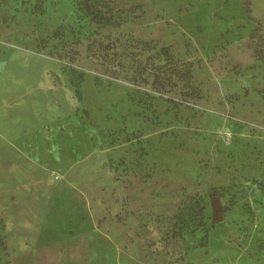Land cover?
Returning <instances> with one entry per match:
<instances>
[{
  "label": "rangeland",
  "instance_id": "rangeland-1",
  "mask_svg": "<svg viewBox=\"0 0 264 264\" xmlns=\"http://www.w3.org/2000/svg\"><path fill=\"white\" fill-rule=\"evenodd\" d=\"M9 76L0 264H264V0H0Z\"/></svg>",
  "mask_w": 264,
  "mask_h": 264
},
{
  "label": "crops",
  "instance_id": "crops-1",
  "mask_svg": "<svg viewBox=\"0 0 264 264\" xmlns=\"http://www.w3.org/2000/svg\"><path fill=\"white\" fill-rule=\"evenodd\" d=\"M4 78V80H2V81H6L7 83H8V85H6V83L5 84H3L2 86L0 85V116H1V118H0V125H2L3 126V128H4V130H6L5 132H6V134H4V137H6V139H7V141H4L3 139H2V143L0 142V144H2L3 146H9V142L10 141H12L13 142V145H14V143L17 141L16 140V138L14 137V131L15 130H13L14 128H11V127H8L7 126V124H9V122H8V120H9V117L7 116V114H6V111L7 110H5V109H3L6 105V103H4L5 101H7V103H8V98H9V83L10 82H15V78L14 77H3ZM4 102H3V101ZM3 120L5 121V122H8L7 124H3ZM14 127H15V124H14ZM10 132H11V134H10ZM10 137H12V138H10ZM26 138V137H25ZM1 139V138H0ZM19 140V139H18Z\"/></svg>",
  "mask_w": 264,
  "mask_h": 264
},
{
  "label": "water",
  "instance_id": "water-1",
  "mask_svg": "<svg viewBox=\"0 0 264 264\" xmlns=\"http://www.w3.org/2000/svg\"><path fill=\"white\" fill-rule=\"evenodd\" d=\"M210 208H211V215H210V222L217 223L223 219L222 213V203L219 199V196L212 195L210 196Z\"/></svg>",
  "mask_w": 264,
  "mask_h": 264
}]
</instances>
